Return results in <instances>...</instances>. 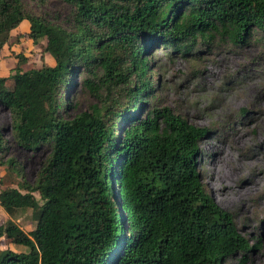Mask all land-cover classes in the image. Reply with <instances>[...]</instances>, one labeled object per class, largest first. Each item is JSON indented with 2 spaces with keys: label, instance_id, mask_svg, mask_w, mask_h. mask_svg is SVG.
<instances>
[{
  "label": "trees",
  "instance_id": "16d2710c",
  "mask_svg": "<svg viewBox=\"0 0 264 264\" xmlns=\"http://www.w3.org/2000/svg\"><path fill=\"white\" fill-rule=\"evenodd\" d=\"M63 1L66 26L27 12L22 0H0V53L25 36L50 57L22 69L26 55L11 50L13 65L0 75L13 140L48 146L33 183L0 153L20 176L0 189L1 207L10 216L30 209L34 220L28 231L11 218L0 224V235L25 247L1 248L0 264H225L245 251L230 212L200 180L205 127L148 105L151 54L162 47L185 56L216 37L243 44L255 31L264 36V0ZM75 81L95 102L63 118L61 97Z\"/></svg>",
  "mask_w": 264,
  "mask_h": 264
},
{
  "label": "rangeland",
  "instance_id": "374dc122",
  "mask_svg": "<svg viewBox=\"0 0 264 264\" xmlns=\"http://www.w3.org/2000/svg\"><path fill=\"white\" fill-rule=\"evenodd\" d=\"M25 10L53 23L68 24L70 7L63 0H22ZM26 29V23L20 24ZM41 40L32 42L22 36L10 47L4 46L0 53V75H7L13 65L10 53L21 51L26 60L21 68L36 67L50 62L47 53L40 50ZM155 82L148 105L168 106L188 122L205 127L197 139L196 166L205 192L222 208L230 212L238 232L249 247L237 250L225 259V264H262L264 262V195L255 196L246 190L250 180L244 177L237 183L227 180L236 194H227L218 189L213 181L214 174L228 171L223 158L231 155L241 161L254 159L255 154L243 155L242 142L256 140L249 153L256 148L264 153V36L259 31L251 34L246 43L231 44L213 38L195 53L181 56L157 47L151 54ZM75 80H77L75 78ZM11 78L5 81L12 88ZM95 102V98L82 85L75 83L61 97L59 113L70 118ZM141 111L140 114H143ZM11 117L7 108L0 104V142L7 148L2 159L12 157L20 168L22 177L33 183L37 171L48 153V146L24 147L12 138ZM116 131L115 133H118ZM20 176L0 164V189L7 185L16 186ZM38 197V192H32ZM11 218L24 231L34 226L30 209L8 215L0 205V224ZM23 250L8 238L0 235V249Z\"/></svg>",
  "mask_w": 264,
  "mask_h": 264
},
{
  "label": "bare ground",
  "instance_id": "6f19581e",
  "mask_svg": "<svg viewBox=\"0 0 264 264\" xmlns=\"http://www.w3.org/2000/svg\"><path fill=\"white\" fill-rule=\"evenodd\" d=\"M256 140L243 141L242 149L249 148L253 145ZM243 155L255 154L254 159L247 162H239L228 155L223 158L224 164L227 165L228 171L220 172L214 174V184L218 189H225L227 194H236L235 189L231 188L232 185H228L227 180L235 181L236 183L247 177L250 180V184L246 187V190L251 192L255 196L264 195V153L262 151H257L256 148L251 150L249 153H244Z\"/></svg>",
  "mask_w": 264,
  "mask_h": 264
}]
</instances>
